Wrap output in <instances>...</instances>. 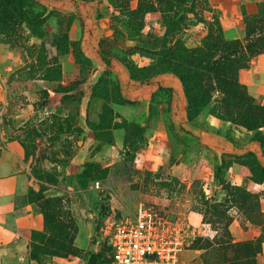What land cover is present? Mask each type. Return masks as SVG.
Here are the masks:
<instances>
[{
    "label": "rangeland",
    "instance_id": "rangeland-1",
    "mask_svg": "<svg viewBox=\"0 0 264 264\" xmlns=\"http://www.w3.org/2000/svg\"><path fill=\"white\" fill-rule=\"evenodd\" d=\"M230 7L225 23L216 0H0V118L24 151L28 201L46 220L28 264H89L101 220H132L141 208L192 225L202 241L184 264H220L225 247L215 243L229 239L253 242L264 264V129L219 120L229 146L221 167L193 151L181 166L186 150L171 135L156 155L155 130L207 128L204 118L222 113V85L239 83L257 56L243 59L240 44L264 52V1ZM189 65L203 70L198 112L180 81H191ZM133 82L152 88L148 100L131 95Z\"/></svg>",
    "mask_w": 264,
    "mask_h": 264
},
{
    "label": "crops",
    "instance_id": "crops-1",
    "mask_svg": "<svg viewBox=\"0 0 264 264\" xmlns=\"http://www.w3.org/2000/svg\"><path fill=\"white\" fill-rule=\"evenodd\" d=\"M216 1L218 3V8L223 11L225 23L227 21L229 23L231 18H234L229 11L231 5H239L240 7L241 3V7H244L252 4V0ZM237 17H239V15H237ZM229 32L230 39L238 38L239 35L236 36L235 32ZM160 80L164 81V83L171 81L170 77L167 76H162ZM239 83L248 89L255 90L258 103L261 106H264V53L256 56L251 61L249 67L240 72ZM135 84L138 86L131 87V95L136 94L134 89H137L140 90L139 100L142 102L148 100L147 98L149 97V94L153 91L152 88L149 86H142L140 83ZM6 88H8L6 84L0 82V100L5 98L6 93L4 92L6 91L4 90H6ZM149 90L151 92H149ZM168 115V113L162 115L161 120L170 122V120H168ZM182 117H185V114H183ZM7 121L8 116L0 118V264H28L30 257L28 249L33 242V236L34 234L42 233L45 230L46 220L43 215L33 212V207L30 205L25 194L28 182L23 181L25 175L24 172L26 170L24 151L22 150L20 143L11 138L9 129L3 124ZM203 121L209 123L207 128L202 127L201 129L188 130L187 132H184L181 129H177L176 131L171 129H164V131H159L158 129L155 130V134H157L158 137H168L171 135L177 138L182 144V151L186 150V155L183 156L181 166L185 165L183 162L188 161L189 154H194L189 153L192 151L199 155L203 152L212 153L214 156V167L212 166V168L218 167V163L223 166L222 157L226 158L228 155V152L224 150L225 148L229 149L227 143L225 144V138L222 135H219V129L223 124L214 117H209V119L204 118ZM161 137L155 143L158 145V151L156 152L158 157L160 154L163 156V153L161 152L166 146L165 140ZM152 146L153 145L150 144L149 150L153 151L155 148ZM197 149L198 151H196ZM146 153L155 154L154 152ZM219 153L223 154L220 155ZM171 155L172 154L167 151L164 157L171 160ZM179 167L180 166H177V168ZM232 167H230L227 172H229ZM173 168L174 167H168L166 169L170 171ZM240 168H246V166H238V171ZM239 174L240 173H236L237 176H239ZM215 178L216 176H214V181ZM251 182L256 187H263L262 183ZM217 184L220 185L224 191V185L218 180ZM237 185L241 184L239 183ZM182 264H184V260H182Z\"/></svg>",
    "mask_w": 264,
    "mask_h": 264
},
{
    "label": "built area",
    "instance_id": "built-area-1",
    "mask_svg": "<svg viewBox=\"0 0 264 264\" xmlns=\"http://www.w3.org/2000/svg\"><path fill=\"white\" fill-rule=\"evenodd\" d=\"M100 189V184H97ZM196 232L188 220H170L141 208L132 220L107 216L98 232V250L110 251L106 264H182Z\"/></svg>",
    "mask_w": 264,
    "mask_h": 264
},
{
    "label": "trees",
    "instance_id": "trees-1",
    "mask_svg": "<svg viewBox=\"0 0 264 264\" xmlns=\"http://www.w3.org/2000/svg\"><path fill=\"white\" fill-rule=\"evenodd\" d=\"M127 11L129 14L136 13V11L129 12V9ZM261 35L262 34L260 33L258 38ZM252 44V41L248 42L246 45L240 44V52L244 54L243 59L247 60V58H249L252 54H256L257 56L258 54H261L256 53V51L254 52ZM191 67L192 66L189 65V78H191V81L189 82L188 78L186 79L184 77H180V81L184 87L190 109L198 112L199 110L204 109V106L206 105L203 100V92L201 88L203 76L199 74L202 73L203 70L196 69L195 71ZM193 83L195 85L194 87H192ZM221 91H223L225 96L224 100L220 103L222 106V113H218V108H216L210 112L211 116L216 117L221 122L237 125L249 132L264 129V106L252 103L247 87L232 80L231 82H225L222 85ZM222 184L224 185V182H222ZM103 220H101L100 225L97 228L98 232ZM201 241V239L198 240V242L195 240L190 249L192 250L195 243L197 246ZM207 244L208 248H213L214 246V244L210 242H207ZM215 244L225 247V251L221 256L220 264H257L256 255L260 249L257 248L253 242L235 243L229 239L227 241H219ZM104 249L105 248L94 251L88 261L89 264H99L101 260L104 263L108 262L107 254L110 250L108 248L107 251Z\"/></svg>",
    "mask_w": 264,
    "mask_h": 264
},
{
    "label": "water",
    "instance_id": "water-1",
    "mask_svg": "<svg viewBox=\"0 0 264 264\" xmlns=\"http://www.w3.org/2000/svg\"><path fill=\"white\" fill-rule=\"evenodd\" d=\"M126 45H127V47H135V46H137V43L132 42V41H128Z\"/></svg>",
    "mask_w": 264,
    "mask_h": 264
}]
</instances>
